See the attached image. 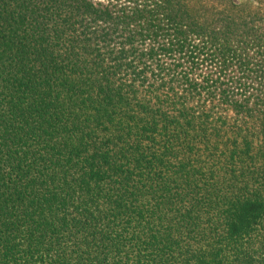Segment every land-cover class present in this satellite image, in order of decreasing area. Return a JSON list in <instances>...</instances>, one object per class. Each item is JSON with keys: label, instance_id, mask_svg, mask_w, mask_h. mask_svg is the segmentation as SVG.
I'll list each match as a JSON object with an SVG mask.
<instances>
[{"label": "trees", "instance_id": "1", "mask_svg": "<svg viewBox=\"0 0 264 264\" xmlns=\"http://www.w3.org/2000/svg\"><path fill=\"white\" fill-rule=\"evenodd\" d=\"M0 264H264V0H0Z\"/></svg>", "mask_w": 264, "mask_h": 264}]
</instances>
